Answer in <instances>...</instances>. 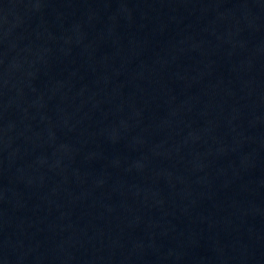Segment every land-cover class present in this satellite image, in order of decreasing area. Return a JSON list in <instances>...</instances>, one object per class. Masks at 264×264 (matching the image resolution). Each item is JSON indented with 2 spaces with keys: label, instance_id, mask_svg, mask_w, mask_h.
I'll list each match as a JSON object with an SVG mask.
<instances>
[{
  "label": "water",
  "instance_id": "obj_1",
  "mask_svg": "<svg viewBox=\"0 0 264 264\" xmlns=\"http://www.w3.org/2000/svg\"><path fill=\"white\" fill-rule=\"evenodd\" d=\"M0 264H264V0H0Z\"/></svg>",
  "mask_w": 264,
  "mask_h": 264
}]
</instances>
